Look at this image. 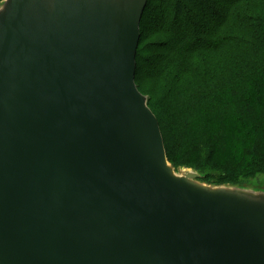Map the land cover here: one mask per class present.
I'll return each mask as SVG.
<instances>
[{"label": "water", "instance_id": "obj_1", "mask_svg": "<svg viewBox=\"0 0 264 264\" xmlns=\"http://www.w3.org/2000/svg\"><path fill=\"white\" fill-rule=\"evenodd\" d=\"M148 4L0 3V264H264V185L168 160L136 83Z\"/></svg>", "mask_w": 264, "mask_h": 264}, {"label": "trees", "instance_id": "obj_2", "mask_svg": "<svg viewBox=\"0 0 264 264\" xmlns=\"http://www.w3.org/2000/svg\"><path fill=\"white\" fill-rule=\"evenodd\" d=\"M141 33L136 83L167 85L150 108L169 162L214 185L264 178V0H149Z\"/></svg>", "mask_w": 264, "mask_h": 264}, {"label": "rangeland", "instance_id": "obj_3", "mask_svg": "<svg viewBox=\"0 0 264 264\" xmlns=\"http://www.w3.org/2000/svg\"><path fill=\"white\" fill-rule=\"evenodd\" d=\"M216 5L217 6L218 5L219 6H223V5L227 6V5H230V4H227V3H224L222 1H219ZM191 19H193L192 16H191ZM148 21L149 20H146V25L148 27V30H150ZM199 26L201 28H204V29H209V28H212L214 26V24H213V21H210L209 19H204V20L202 19V21H200ZM149 32L150 31L147 32L148 35H149ZM150 38L149 39H145V41H144V43L142 45V49L145 48L147 45H150L152 42H155V41L157 42V41L161 40V39H159L157 37H154V38L152 37L151 39ZM194 60H195V63L196 62L199 63V61H197V58H195ZM197 65H199V64H197ZM141 68H142V65H141ZM137 86H138L140 92L149 99V107L151 106V108H152V104L160 101L165 96L166 91H167V85H165L162 80H150V79L149 80H145L144 79V80H140V82H139V84ZM251 184L252 185H264V178L256 179Z\"/></svg>", "mask_w": 264, "mask_h": 264}]
</instances>
